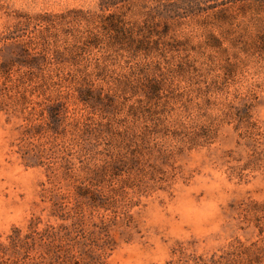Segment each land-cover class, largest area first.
<instances>
[{
    "label": "trees",
    "instance_id": "trees-1",
    "mask_svg": "<svg viewBox=\"0 0 264 264\" xmlns=\"http://www.w3.org/2000/svg\"><path fill=\"white\" fill-rule=\"evenodd\" d=\"M263 75L264 0H97L88 10L20 13L0 30V111L22 117L23 158H60L55 169L92 203L104 189L165 183L169 174L146 158L209 145L223 125L245 140V167L264 171V125L252 115L264 79L249 80ZM261 208L262 244L212 264H264ZM39 223L0 235V264H59L70 254L67 228Z\"/></svg>",
    "mask_w": 264,
    "mask_h": 264
},
{
    "label": "rangeland",
    "instance_id": "rangeland-1",
    "mask_svg": "<svg viewBox=\"0 0 264 264\" xmlns=\"http://www.w3.org/2000/svg\"><path fill=\"white\" fill-rule=\"evenodd\" d=\"M96 1L0 0V30L20 13L88 10ZM2 49L4 57L11 51ZM252 115L264 125V92ZM23 127L20 114L0 111V235L13 226L26 231L36 217L39 228L65 226L72 251L59 264H212L234 248L262 244L257 214L264 203V171L245 167L248 148L233 124L220 126L209 145L146 158L169 174L165 183L139 192L104 189L95 203L76 194L74 177L55 169L63 164L60 158H23ZM72 163L77 179L81 163Z\"/></svg>",
    "mask_w": 264,
    "mask_h": 264
}]
</instances>
